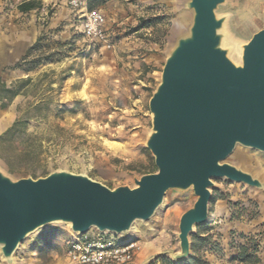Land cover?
<instances>
[{
    "label": "rangeland",
    "instance_id": "374dc122",
    "mask_svg": "<svg viewBox=\"0 0 264 264\" xmlns=\"http://www.w3.org/2000/svg\"><path fill=\"white\" fill-rule=\"evenodd\" d=\"M25 1L0 0V38L16 58L0 59V79L21 88L4 109L0 99V138L15 122L24 124L0 139V168L16 179L66 170L111 189L133 187L155 171L145 146L149 102L169 52L192 24L189 0H104L93 10L105 18L106 41L87 38L82 14L66 0H37L40 9L21 13ZM217 13L229 15L228 30L240 43L264 28V0H227ZM143 19L149 23L139 28ZM40 38L27 65L12 69ZM227 162L264 182L263 153L238 146ZM214 184L208 222L195 228V250L184 261L158 254L180 251L179 221L196 202L193 190L168 192L154 217L130 233L105 235L118 244L139 241L138 264H264V191L225 179ZM75 236L68 225H49L30 235L11 263L0 251V264H71L67 249ZM243 247L249 258L241 262Z\"/></svg>",
    "mask_w": 264,
    "mask_h": 264
},
{
    "label": "water",
    "instance_id": "95a60500",
    "mask_svg": "<svg viewBox=\"0 0 264 264\" xmlns=\"http://www.w3.org/2000/svg\"><path fill=\"white\" fill-rule=\"evenodd\" d=\"M227 0H189L192 24L169 52L149 102L145 146L157 171L109 188L85 174L56 170L16 179L0 168V251L11 263L19 246L53 224L74 235L92 230L124 235L150 221L168 192L193 190L196 202L179 221L180 251L191 255V235L208 222L214 180L264 191V182L227 162L238 146L264 154V28L247 42L228 30ZM152 257L149 261L156 258Z\"/></svg>",
    "mask_w": 264,
    "mask_h": 264
},
{
    "label": "built area",
    "instance_id": "2783aa9c",
    "mask_svg": "<svg viewBox=\"0 0 264 264\" xmlns=\"http://www.w3.org/2000/svg\"><path fill=\"white\" fill-rule=\"evenodd\" d=\"M67 4L82 14L83 31L87 38L106 41L105 18L98 10H87L89 0H66ZM108 234V233H105ZM92 230L75 236L68 244L67 257L71 264H136L142 251L139 241L118 244L110 236Z\"/></svg>",
    "mask_w": 264,
    "mask_h": 264
},
{
    "label": "trees",
    "instance_id": "16d2710c",
    "mask_svg": "<svg viewBox=\"0 0 264 264\" xmlns=\"http://www.w3.org/2000/svg\"><path fill=\"white\" fill-rule=\"evenodd\" d=\"M89 3H90L89 4V10H93L94 8L103 5L105 3V1L104 0H89ZM41 6H42L41 2L36 1V0H32V1H28V2H23L19 6V10L22 13H29V12L34 11L36 9H40ZM148 23L149 22H147L144 19L141 20L139 28L146 27ZM41 41H42V38H40L37 41V43L32 48L29 49L25 59H23L22 61L18 62L12 69H22V67H24V65H27V63H28L27 62V58L31 55L32 51H34V50H36V49H38L40 47ZM40 63H41V61H39L37 64H35L32 68H25L23 70L25 72L29 73L32 70L36 69L40 65ZM20 91H21V88H18V89H15V90L9 89V88H7L5 83H2L0 81V99L3 101L2 108L3 109L6 108L8 106V104L20 93ZM22 125H24L22 121L15 122L13 124V126L8 129L7 133L3 137H1L0 139L15 134L16 130L19 127H21ZM152 168L155 171H147V172H144L142 175L154 173V172L157 171V168H156V166L154 164L152 165ZM206 228H207V226H203L202 227V229H204V231H206ZM194 245L195 244H194V237H193L191 239V251L192 252H194V250H195V246ZM247 251H248L247 247H243L241 249L240 256L238 257V259L241 262H244V261H246V259L249 258L248 254H247Z\"/></svg>",
    "mask_w": 264,
    "mask_h": 264
},
{
    "label": "crops",
    "instance_id": "0c3cea01",
    "mask_svg": "<svg viewBox=\"0 0 264 264\" xmlns=\"http://www.w3.org/2000/svg\"><path fill=\"white\" fill-rule=\"evenodd\" d=\"M29 1H32V0H29ZM36 1H37V0H36ZM25 2H28V1H25ZM39 2H40V1H39ZM21 4H22V3H21ZM21 4H20V5H21ZM20 5H19V6H20ZM19 11H20V10H19ZM21 13H22V12H21ZM6 39H7L6 37H5V39H3V38L1 39V38H0V59L4 56V57H7L8 59H11V60L14 61V60H16V58H14L15 56H14L13 54H10V53H8V52L6 51V50L8 49V47H9V46H7V43H8V42H7ZM21 42H22V39H21L20 43H21ZM5 53H7V54H5ZM13 61H12V62H13ZM0 63H1V62H0ZM0 73H1V71H0ZM0 81H1V79H0ZM2 83H3V82H2ZM151 229H152V227H151V228H148V227H147V228H146V232L149 231V230H151ZM142 232H143L142 230L139 231V233H141V234H142ZM137 259H138V258H137ZM136 264H138V263H137V260H136ZM216 264H217V263H216Z\"/></svg>",
    "mask_w": 264,
    "mask_h": 264
},
{
    "label": "bare ground",
    "instance_id": "6f19581e",
    "mask_svg": "<svg viewBox=\"0 0 264 264\" xmlns=\"http://www.w3.org/2000/svg\"><path fill=\"white\" fill-rule=\"evenodd\" d=\"M133 229H135V228L133 227Z\"/></svg>",
    "mask_w": 264,
    "mask_h": 264
}]
</instances>
